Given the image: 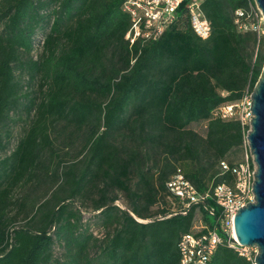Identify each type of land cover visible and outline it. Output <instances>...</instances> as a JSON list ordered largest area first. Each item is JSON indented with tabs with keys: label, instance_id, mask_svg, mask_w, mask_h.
I'll return each mask as SVG.
<instances>
[{
	"label": "trees",
	"instance_id": "16d2710c",
	"mask_svg": "<svg viewBox=\"0 0 264 264\" xmlns=\"http://www.w3.org/2000/svg\"><path fill=\"white\" fill-rule=\"evenodd\" d=\"M125 1L0 0V128L9 137L13 115L24 109L28 118L0 158V264H181V236L199 217L220 225V206L214 220L203 207L173 211L166 183L177 169L200 192L234 183L221 162L237 163L228 157L250 126L213 111L253 91L264 66V39L257 47L256 34L234 20L250 0H203L207 39L183 3L144 45L125 37ZM9 143L0 134V148ZM42 182L33 203L15 197ZM122 196L125 207L116 203ZM228 239L209 264L255 263Z\"/></svg>",
	"mask_w": 264,
	"mask_h": 264
},
{
	"label": "built area",
	"instance_id": "2783aa9c",
	"mask_svg": "<svg viewBox=\"0 0 264 264\" xmlns=\"http://www.w3.org/2000/svg\"><path fill=\"white\" fill-rule=\"evenodd\" d=\"M202 1L126 0L123 8L130 14L131 25L125 37L131 45L137 42L144 45L148 41L157 40L177 20L178 9L184 3L193 31L200 38L207 39L211 35L212 26L202 9ZM234 20L239 31H251L256 34L259 47L264 39V13L257 2L250 0L246 8H238ZM251 104L252 90L247 86L240 99L215 108L213 117L224 121L239 120L243 126L250 125L253 116L250 112ZM244 147L245 154L241 161L233 166L226 160L221 162L223 171L231 170L234 174L233 184L223 182L216 185L212 191L200 192L181 169H177L167 181L168 197L175 212L186 214L196 206L198 210L203 207L210 217H214L217 213L216 206L222 208V216L218 218L220 225L208 226L202 217H199L193 229L181 236L179 242L181 264H209L217 246L223 242L224 233L229 235V246L237 249L240 254L248 258H251L253 253L256 254V247L242 246L234 236V217L237 211L254 200L256 164L247 138ZM208 198L215 201V206L205 205Z\"/></svg>",
	"mask_w": 264,
	"mask_h": 264
},
{
	"label": "water",
	"instance_id": "95a60500",
	"mask_svg": "<svg viewBox=\"0 0 264 264\" xmlns=\"http://www.w3.org/2000/svg\"><path fill=\"white\" fill-rule=\"evenodd\" d=\"M264 13V0H255ZM253 116L246 138L256 164L254 200L240 207L234 217V231L242 246L257 248L255 264H264V66L252 91Z\"/></svg>",
	"mask_w": 264,
	"mask_h": 264
},
{
	"label": "rangeland",
	"instance_id": "374dc122",
	"mask_svg": "<svg viewBox=\"0 0 264 264\" xmlns=\"http://www.w3.org/2000/svg\"><path fill=\"white\" fill-rule=\"evenodd\" d=\"M40 51L41 48L37 49L36 51H34L33 55L35 58H38L40 55ZM17 74H19V71H17ZM22 78V81L24 83L28 82V73L24 72L21 73L19 75ZM38 83H39V79L35 80L34 82H32V85L30 86L33 90L38 89ZM28 124V118L26 116V112L24 111V109L18 111V113L13 115V120L10 121V143L8 144V147L6 150H3L0 148V158L5 156L6 154H10L15 147L17 146V143L20 139V137L24 134V129ZM192 127L198 131H204V123H193ZM8 128V127H7ZM5 128L1 127L0 128V134L1 137L3 138V142H7V139L9 137H6V133L4 132ZM245 154V147L242 146L236 150H234L228 157L229 161L232 162H239L243 159ZM48 186V183H44L42 182L41 184H37L31 187H28L27 189H23V190H17L15 192V197H20V196H24L27 195V203H33L35 200L39 199L40 197H42V195L45 193V190ZM117 204H119L121 207H125V199L122 196L119 200L116 201ZM157 209V208H156ZM87 213H86V217L89 216L90 214H92V212H89L91 209H87ZM14 212H16V209L12 210ZM211 220H214V217H210ZM18 221L20 223L24 222V217L20 216ZM96 234L99 237H103L104 236V231L103 230H99L94 228ZM59 251V249L57 250Z\"/></svg>",
	"mask_w": 264,
	"mask_h": 264
},
{
	"label": "bare ground",
	"instance_id": "6f19581e",
	"mask_svg": "<svg viewBox=\"0 0 264 264\" xmlns=\"http://www.w3.org/2000/svg\"><path fill=\"white\" fill-rule=\"evenodd\" d=\"M234 236H235V234H234Z\"/></svg>",
	"mask_w": 264,
	"mask_h": 264
}]
</instances>
